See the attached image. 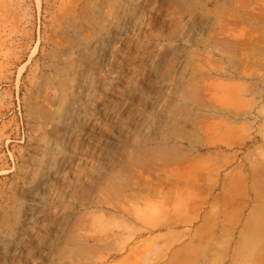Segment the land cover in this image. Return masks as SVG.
<instances>
[{
	"label": "rangeland",
	"instance_id": "rangeland-1",
	"mask_svg": "<svg viewBox=\"0 0 264 264\" xmlns=\"http://www.w3.org/2000/svg\"><path fill=\"white\" fill-rule=\"evenodd\" d=\"M0 264H264V0H0Z\"/></svg>",
	"mask_w": 264,
	"mask_h": 264
}]
</instances>
